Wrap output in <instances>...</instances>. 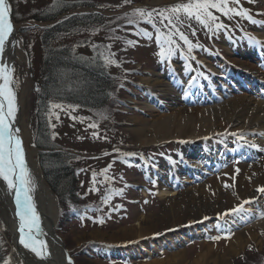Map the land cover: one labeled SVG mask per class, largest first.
<instances>
[{"label":"rangeland","instance_id":"1","mask_svg":"<svg viewBox=\"0 0 264 264\" xmlns=\"http://www.w3.org/2000/svg\"><path fill=\"white\" fill-rule=\"evenodd\" d=\"M7 1L10 3L11 17L17 25L22 56L20 63H13V77L18 81L16 91L25 89L23 117L27 120L35 147V93L42 58L38 28L50 22L34 21L30 16L35 9L49 5L53 0ZM70 1H80L84 6L68 10L67 13L96 11L106 21L98 28L82 29L58 40V43H67L76 52L85 54H90V46L102 49L107 63L109 60L115 61L108 65L116 84L114 100L102 111L60 104L62 107L55 108L50 118L55 146L66 150L78 171L79 199L76 205L72 203L67 206L74 213L70 211L65 214L63 220L61 213L64 209L56 196L59 216L55 223V234L62 241L72 264H148L153 260L169 264L167 261L175 251L184 252L185 264H264V193L260 192H257V198L245 205L249 210L247 215L230 214L220 219L219 215L225 212L218 209L205 216L208 219L186 220L180 226L162 232L141 236L119 233L122 228L129 230L130 226L137 227V219L161 213L162 203L172 197L159 195L160 187L170 191L192 190L197 185L207 188L218 183L224 190L229 189L253 163L258 159L264 160V150H261L264 149V131L256 127H234L225 134L212 131L190 139L191 144L169 138L142 145L132 134L137 117L136 121L146 122L170 110L166 101H160L159 96L144 85L142 78L145 76L158 74L163 79L177 77L172 79L179 81V89L187 79L191 80L192 90L184 100L188 108L242 94L264 101V58L255 53V49L260 47V54L264 57V0H254L252 3L240 0L239 5L229 0V7L247 9L253 20L257 21L255 24L239 16L229 19L213 10L220 22L227 25L226 30L215 33L195 19L189 20L181 14L183 23L177 27L199 47L193 48L189 54L187 46L174 36L180 49L164 59L159 53L162 47H168L163 41L171 29L168 21L164 20L162 24L160 18L155 17L156 28L160 29L162 36L158 42L156 28L143 20L129 24V17L125 14L130 15L136 8L165 9L187 3L188 0H162L157 3L153 0H131L130 3H125V0ZM141 30L150 32L151 38L138 35ZM248 37H254L259 43H250ZM232 64L237 67L232 68ZM242 64L249 65L254 71L244 73ZM139 100L150 107L143 108ZM91 124L97 127L92 128ZM94 132L97 133L96 137L93 136ZM240 136H243L242 140ZM256 137L262 143L258 148H252L249 145L256 144ZM39 153L36 162L41 173ZM198 155L203 156L195 162ZM106 168L109 170L104 173ZM93 173L96 174L95 180ZM226 184L228 187H225ZM109 195L111 199L104 203ZM101 219L103 223L99 222ZM250 229L252 236L245 235ZM0 235L4 249L0 264L5 261L13 264L12 255L17 248L2 220ZM217 236L221 238L212 239ZM175 238L177 242L174 245L167 242ZM207 251H211V254H207ZM203 254H206V258H199Z\"/></svg>","mask_w":264,"mask_h":264},{"label":"bare ground","instance_id":"2","mask_svg":"<svg viewBox=\"0 0 264 264\" xmlns=\"http://www.w3.org/2000/svg\"><path fill=\"white\" fill-rule=\"evenodd\" d=\"M153 1L157 3L162 0ZM10 20L14 31L9 37V41L3 53V60L13 69V63H20L22 56H20L21 45H19L17 25L12 17ZM251 49L253 50V48ZM255 50L258 56L264 58L263 54H260V47ZM245 64H242V67L245 68L244 73L254 71L252 67ZM230 66L232 68L237 67L233 64ZM15 71L18 76L19 71L17 67ZM172 78L177 77L163 79L162 76L154 74L142 78L148 90L153 93L155 92V95L159 96L160 101H166L167 105H169L167 109L169 108L170 110L146 122L136 121L138 117L134 119L135 127L132 129V134L137 137L140 144L144 145L158 142V140H167L169 138L191 144L190 142H192V140L190 139L198 138V136L209 134L212 131L225 134L231 132L232 129L230 130V128L234 127H256V129L264 131V101L251 99L248 95L242 94L241 96H234L227 99L220 98L218 101L203 104L199 107L188 108L184 104V100L187 99V94L191 92L193 82L187 79L183 83L182 89H179V81ZM24 91V88L19 92L16 91L18 112L14 127L20 130L18 135L22 140L27 167L34 183V190L31 195L36 211L40 217L39 223L42 235L39 237L46 242L49 256L46 259H41L30 250L25 249L20 243H16L15 247L17 249L12 255L13 264H19V262H24V264H69V258L64 254V248L61 245L60 239H55L53 235V233L55 234V223L59 216L56 194L51 192L48 184L45 183L43 176L39 172L36 162L37 151L31 141V133L27 125V120L23 117V105H25ZM138 103H140L143 108L150 107L143 101L139 100ZM199 140H202V138ZM254 141L258 146L262 143L258 137H256ZM205 152L208 153L207 150H205ZM202 156L198 155V160L194 159V161H199ZM255 163L243 172L242 177L238 178V181H235L232 185L230 184L231 187L229 189L225 188L224 190L218 183H214L212 187L209 186L207 188H202L197 185V187L192 190L171 189L170 191L166 187H160L159 195L166 194L167 196L165 197H172L162 203L160 209L161 213L158 216L156 214H151L150 216L137 219V221H139L135 223L137 227L134 225L130 226L131 228L129 230L122 228L119 233L122 235H131V233H135L137 236H141L162 232V230L171 229L173 226H180L186 220H199L209 215L210 212H215L218 209L226 212V210L235 207L239 203H243L245 200H254L257 198V189L264 186V160L258 159ZM0 220L3 221L11 238L15 240L17 237L19 240L20 232L18 229L20 221L16 216L14 194L8 191L6 182L2 179H0ZM245 233L247 236H252L251 229ZM178 239L179 238H177V240ZM235 239L237 244V237ZM241 241H245V239H241ZM167 242L174 245L177 241L175 238L174 240H167ZM231 251H233V249H231ZM209 252L211 254V251H207L206 253L208 254ZM183 254L184 252L175 251L174 254L170 256L171 258H169L167 263L185 264ZM200 257L206 258V254L199 256V258ZM148 264L162 263L153 260Z\"/></svg>","mask_w":264,"mask_h":264},{"label":"trees","instance_id":"3","mask_svg":"<svg viewBox=\"0 0 264 264\" xmlns=\"http://www.w3.org/2000/svg\"><path fill=\"white\" fill-rule=\"evenodd\" d=\"M81 5L83 3L80 1L53 0L49 5L35 9L30 16L34 21L52 23L38 28L42 58L35 93L34 141L35 146L42 149L38 154L41 173L64 209L61 220L70 211L74 213L67 206L77 204L79 182L78 171L69 160L71 156L66 150L55 146L50 119L55 110L53 105L64 104L89 111H102L114 100L116 87L102 49L90 46V54H85L76 52L67 43H58V40L68 38L82 29L104 25L106 20L101 13H67ZM3 253L0 238V263L3 262Z\"/></svg>","mask_w":264,"mask_h":264},{"label":"snow or ice","instance_id":"4","mask_svg":"<svg viewBox=\"0 0 264 264\" xmlns=\"http://www.w3.org/2000/svg\"><path fill=\"white\" fill-rule=\"evenodd\" d=\"M130 2L131 0H125V3ZM249 2L252 3L254 0H249ZM232 3L239 5L240 0H232ZM228 4L229 0H188L187 3H178L169 8L159 10L136 8L130 15L127 13L125 15L129 17V24L137 23L138 20H143L152 25L153 28H156L155 17H159L160 23L162 24L164 20L168 21V25L171 26V29L167 36L163 38L164 43L167 44L168 47L166 49L162 47L161 52L159 53L160 57L164 59L170 58L175 51L180 49V44L173 39L174 36H177L179 40L187 46V52L189 54H191L193 48L199 47L198 44H193L188 37L180 31L179 27H177L178 24L183 23L180 19L181 14L189 20L195 19L200 25L213 33L219 32L222 29H227V25L220 22L219 17L214 15L213 10L221 13L229 19L239 16L246 18L253 24L257 23V21L253 20L247 9L242 7H229ZM133 17L136 19H133ZM168 25H165V27H168ZM13 31L14 28L10 20L9 5L6 3V0H0V179L6 182L8 191L14 194L16 216L20 221L18 229L20 232L19 243L23 245L25 249L34 253L37 257L46 259L49 255L47 244L45 241L38 238L42 235L39 223L40 217L36 211L33 197L31 195L34 190V183L27 167L23 143L18 135L20 130L19 128L14 127L18 112L16 94L18 81L13 77V69L3 60V53ZM156 31V39L160 42L162 39L160 29L156 28ZM137 34H142L149 39L152 35L150 32L144 30H141V33ZM193 35H195L194 31ZM248 40L250 43H259L254 37H248ZM129 43L132 42L129 41ZM108 63H115V61L109 60ZM53 107L60 108L62 106L53 105ZM73 119L76 118L73 117ZM90 127L96 128L97 125L91 124ZM93 136L96 137L97 133L94 132ZM240 139L242 140L243 136H240ZM249 146L252 148L259 147L256 144H250ZM105 155H107V153H105ZM128 155L133 154L129 153ZM110 167L111 165H109V168ZM108 170L109 169L106 168L103 172L107 173ZM236 171L239 172V169ZM95 175L96 174L93 173L94 180ZM105 178L107 179V177ZM153 183L155 182L153 181ZM225 187H228V185L226 184ZM257 191L264 193V186L259 187ZM110 199L111 195L107 196L104 199V203H108ZM250 203V200H245L229 212L220 214L219 218L223 219L224 216L230 214L237 215L243 213L247 215L249 210L245 208V205ZM204 219H208V217H205ZM99 222L103 223V220L101 219ZM220 238L221 237L217 236L212 239L219 240ZM4 264H9V261H5ZM69 264H72L70 257Z\"/></svg>","mask_w":264,"mask_h":264},{"label":"water","instance_id":"5","mask_svg":"<svg viewBox=\"0 0 264 264\" xmlns=\"http://www.w3.org/2000/svg\"><path fill=\"white\" fill-rule=\"evenodd\" d=\"M6 3L9 5V8H10V3H8V1L6 0ZM10 18H11V14H10ZM36 151H38V149H36ZM54 231H55V228H54ZM53 235L55 236V239L57 238V239H59V237L56 235V234H54L53 233ZM39 239H40V237H38ZM41 240V239H40ZM19 240H18V238L16 237V239L14 240V244H15V246H16V243H19L18 242ZM60 242H61V245L63 246V243H62V241L60 240ZM63 248H64V254L66 255V257H68V254H67V251L65 250V247L63 246ZM49 253V252H48ZM49 256V255H48ZM69 258V257H68Z\"/></svg>","mask_w":264,"mask_h":264}]
</instances>
